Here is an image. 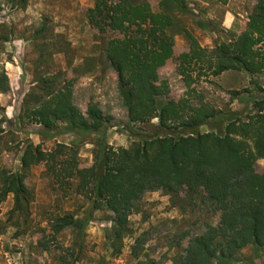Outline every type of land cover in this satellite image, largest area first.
Here are the masks:
<instances>
[{
  "label": "rangeland",
  "instance_id": "374dc122",
  "mask_svg": "<svg viewBox=\"0 0 264 264\" xmlns=\"http://www.w3.org/2000/svg\"><path fill=\"white\" fill-rule=\"evenodd\" d=\"M146 1L154 12L162 11L160 0ZM257 2L186 0L185 10L165 9L173 18L168 31L173 55L158 69L154 82L162 89L157 96L162 106L185 97L187 89L177 65L189 53V37L208 50L231 42L245 29ZM94 4L95 0H0V73L4 71L9 82V91L0 92V168L20 171L26 143L44 151L58 143L74 146L79 166L89 167L100 141L128 148L143 137L162 135L156 118L129 121L116 75L105 57L108 41L119 35L92 26L88 14ZM259 47L264 53V40ZM67 82L80 112L75 123L82 127L60 122L47 130L31 123L29 111L46 98V89L56 91ZM192 88L216 110L235 114L242 125L264 107V72L227 71L200 77ZM89 103L105 116L102 129L87 119ZM224 126L214 122L200 131L220 133ZM255 167L262 172L264 159ZM24 173L31 194L28 213L12 211V195L0 204V264H179L188 241L202 234L206 225L219 224V213L201 194L156 190L136 204L118 235L112 213L92 210L88 200L72 191L61 193L44 165ZM63 215L81 220L82 228L53 232L51 220ZM229 264H264V248L249 245Z\"/></svg>",
  "mask_w": 264,
  "mask_h": 264
},
{
  "label": "trees",
  "instance_id": "16d2710c",
  "mask_svg": "<svg viewBox=\"0 0 264 264\" xmlns=\"http://www.w3.org/2000/svg\"><path fill=\"white\" fill-rule=\"evenodd\" d=\"M159 5L162 11L154 12L146 0H95L88 17L99 32L119 35L108 41L105 57L116 75L129 121L146 123L156 118L162 135L143 137L128 148L100 141L89 167L79 166L74 146L58 143L44 151L40 145L26 143L20 171L0 168V204L12 195V211L28 213L31 194L24 171L38 165L45 166L53 187L61 193L72 191L88 200L92 210L112 213L118 235L147 192L201 194L219 213V224L206 225L202 234L191 238L179 264H229L249 245L264 248V170L258 172L255 167L264 159V107L242 125L235 114H224L204 102L192 83L227 71L264 72L259 47L264 40V0H258L245 29L229 43L208 50L189 37V53L177 65L187 90L171 106L158 102L162 89L154 82L158 69L173 55V38L168 33L173 18L165 9L185 10L186 0H160ZM8 91V77L2 71L0 92ZM46 93L29 111L30 122L47 130L56 129L60 122L80 129L82 124L75 123L80 112L73 103L72 84L52 92L46 89ZM85 114L94 128L104 127L106 118L100 109L89 103ZM214 122L225 123L220 133L200 131ZM82 226L81 220L70 215L51 220L55 233Z\"/></svg>",
  "mask_w": 264,
  "mask_h": 264
}]
</instances>
